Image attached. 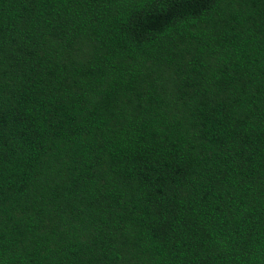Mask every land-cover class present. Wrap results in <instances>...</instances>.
I'll use <instances>...</instances> for the list:
<instances>
[{
  "label": "trees",
  "instance_id": "obj_1",
  "mask_svg": "<svg viewBox=\"0 0 264 264\" xmlns=\"http://www.w3.org/2000/svg\"><path fill=\"white\" fill-rule=\"evenodd\" d=\"M0 264H264V0H0Z\"/></svg>",
  "mask_w": 264,
  "mask_h": 264
}]
</instances>
